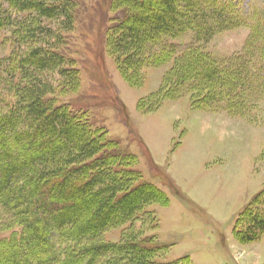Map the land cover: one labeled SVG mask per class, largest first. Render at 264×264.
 Returning a JSON list of instances; mask_svg holds the SVG:
<instances>
[{
	"label": "trees",
	"instance_id": "16d2710c",
	"mask_svg": "<svg viewBox=\"0 0 264 264\" xmlns=\"http://www.w3.org/2000/svg\"><path fill=\"white\" fill-rule=\"evenodd\" d=\"M238 1L118 0L128 9L113 42L117 56L136 74L143 47L153 43L168 59L175 56L174 66L178 63L166 75V80L176 78L166 95L196 80L218 109L239 103L246 89L264 87V77L242 78L240 57L226 67L227 62L207 60L198 46L218 32L243 26ZM75 2L0 0V43L13 39L10 55L2 58L0 51V91H12L15 98L9 102L0 96V232L10 233L0 238V264H97L113 246L89 243L164 197L149 183L132 187L139 175L118 167L124 161L110 151L114 144L55 98L60 81L65 83L60 92L76 90L78 82L73 61L62 52ZM250 20L252 47L243 57L262 71L264 8L253 10ZM187 34L193 45L176 47L174 41ZM198 100L193 99L196 107ZM263 231L264 219L255 217L244 232H236L238 239L251 242ZM137 236L131 235L119 257L107 264H158L153 258L160 248Z\"/></svg>",
	"mask_w": 264,
	"mask_h": 264
},
{
	"label": "rangeland",
	"instance_id": "374dc122",
	"mask_svg": "<svg viewBox=\"0 0 264 264\" xmlns=\"http://www.w3.org/2000/svg\"><path fill=\"white\" fill-rule=\"evenodd\" d=\"M238 3L243 26L198 46L207 60L227 62L226 67L240 57L242 78H263L264 61L258 71L243 54L252 47L250 16L264 8V0ZM127 9L118 0H76L62 52L73 61L78 82L76 90L60 92L65 84L60 81L54 93L91 129L102 131L103 141L114 144L110 151L124 161L118 167L140 176L132 187L149 183L165 198L151 200L129 221L90 242L113 246L97 264L119 257L118 250L136 233L138 240L160 248L153 258L158 264H264V231L251 242L237 236L252 218L264 219V87L246 89L242 101L225 109L212 104L207 87L196 80L166 95L176 79H165L178 67L175 56L168 59L157 45L145 44L136 74L117 56L113 42ZM188 36L176 39L175 46L193 45ZM10 41L0 43L2 58L10 55ZM0 96L15 101L12 91ZM9 234L2 231L0 238Z\"/></svg>",
	"mask_w": 264,
	"mask_h": 264
}]
</instances>
